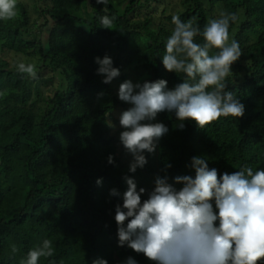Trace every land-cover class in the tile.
Returning a JSON list of instances; mask_svg holds the SVG:
<instances>
[{
  "label": "trees",
  "instance_id": "16d2710c",
  "mask_svg": "<svg viewBox=\"0 0 264 264\" xmlns=\"http://www.w3.org/2000/svg\"><path fill=\"white\" fill-rule=\"evenodd\" d=\"M47 1L51 7L43 11L42 29L18 1L16 17L0 20V264H20L44 239L52 240L55 252L38 264H92L100 258L125 264L128 257L154 264L118 244L115 205L123 203L124 177L133 173L125 171L110 117L129 104L118 98L112 82L102 83L95 58L111 56L121 71L117 78L127 79L132 71L144 80L165 79L174 88L185 74L169 73L162 63L174 14L164 9L160 23L154 11L144 16L143 9L163 0ZM182 3L177 15L201 32L221 13L237 14L229 34L242 56L226 82L245 105V115L221 117L203 129L189 120L180 130L174 113H159L153 123L170 126L156 148L159 174L170 163V178L194 176L188 167L194 156L207 159L220 175L245 166L264 169V0ZM106 15L114 18L112 29L101 28ZM195 41L203 44L204 38ZM20 62L35 65L36 77L20 73ZM153 154L146 152L148 161ZM113 188L121 196H111Z\"/></svg>",
  "mask_w": 264,
  "mask_h": 264
},
{
  "label": "clouds",
  "instance_id": "9594fccd",
  "mask_svg": "<svg viewBox=\"0 0 264 264\" xmlns=\"http://www.w3.org/2000/svg\"><path fill=\"white\" fill-rule=\"evenodd\" d=\"M96 3L106 4L107 0ZM16 15L17 0H0V20L10 21ZM113 19L101 17V28L112 29ZM237 20L236 13H221L201 32L191 19L184 22L179 15H172L175 27L166 40L162 63L169 73L185 74L182 82L171 89L165 79H127L119 85L118 98L130 105L119 117L124 129L119 141L132 156L129 172L143 169L148 163L145 152L155 153L158 141L168 133L165 124L153 123L159 113H174L180 130L189 120L203 129L221 117L245 115V105L228 90L226 82L242 56L239 42L230 41L229 34L230 22ZM198 35L203 36V44L195 41ZM95 62L102 83L110 84L121 75L111 56H97ZM17 68L36 77L33 64L20 62ZM104 95L98 93L97 98ZM114 162V156L109 155L108 163ZM171 167L166 164L161 170L164 175L155 176L150 191L138 188L133 177H124L127 190L123 203L115 205L114 217L119 246L143 253L154 264H258L264 259V169L254 171L245 166L220 175L201 156L192 157L188 165L194 176L170 178ZM97 184H102V179ZM110 195L119 197L121 193L113 188ZM144 195L147 199H142ZM11 250L16 253L17 246L12 244ZM54 252L52 240L44 239L20 264H38L40 258H50ZM92 264L108 261L100 258ZM125 264L137 261L128 257Z\"/></svg>",
  "mask_w": 264,
  "mask_h": 264
},
{
  "label": "rangeland",
  "instance_id": "374dc122",
  "mask_svg": "<svg viewBox=\"0 0 264 264\" xmlns=\"http://www.w3.org/2000/svg\"><path fill=\"white\" fill-rule=\"evenodd\" d=\"M18 2L24 3L29 10V13L31 15L32 21L34 20H39V29H42V25L44 23V16H43V11L49 9L51 6L47 0H17ZM183 0H163L162 2L158 3L155 2L153 5H151V8L149 9H143V14L146 16L147 13H153L154 11V17L158 18V22L161 21V17L163 16V11L164 9L166 10V15L170 14H175L177 15L178 11L183 9ZM127 5H122V9H125ZM164 17V16H163ZM166 22V21H165ZM168 22V21H167ZM160 23V22H159ZM1 48V47H0ZM10 57V56H9ZM14 57V56H13ZM11 60V58H9ZM146 78L145 75H140L137 72H128V77L127 79H131L133 82L137 81H142ZM127 79H120V78H115L112 83L115 87H117V91L119 89V85L124 82ZM130 107V105H128ZM126 109L120 108L118 113L115 114V116L110 117V124L112 127L113 134L118 138V153L122 157L124 163H125V171H129V163L132 160L131 154L127 153L122 144L119 141V134L122 129L120 127L119 123V117L120 114ZM168 129L170 126H167ZM169 132V131H168ZM164 136H168V133L165 134ZM156 154L154 157H152V160L148 161V165H152L155 167V170L152 171L146 166L143 169H137L136 173H133V178L137 181L138 188L139 187H144L148 189L149 191L154 187V178L157 174H159L160 170V161L158 154H160V151L156 149ZM146 155V152H145ZM143 197H147V195H144Z\"/></svg>",
  "mask_w": 264,
  "mask_h": 264
}]
</instances>
